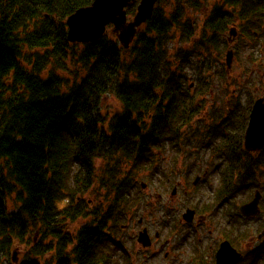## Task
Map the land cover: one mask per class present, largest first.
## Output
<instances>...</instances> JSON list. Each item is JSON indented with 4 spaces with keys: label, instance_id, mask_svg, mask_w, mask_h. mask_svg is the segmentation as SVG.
<instances>
[{
    "label": "trees",
    "instance_id": "trees-1",
    "mask_svg": "<svg viewBox=\"0 0 264 264\" xmlns=\"http://www.w3.org/2000/svg\"><path fill=\"white\" fill-rule=\"evenodd\" d=\"M93 1L0 0V254L7 264H14L18 248L23 252L18 264H39L44 239L60 237L73 221L85 223L82 244L101 239L105 219L96 216L101 202L87 213V201L80 199L91 188L100 198L113 196L111 212L121 203L139 205L133 194L140 190L139 179L133 173L120 177L121 165L140 167L151 142L160 139L157 131L153 139L152 129L139 139L140 119L166 109L182 125L197 109L195 99L181 96L190 78L183 64L187 55L171 45L198 33L200 42L220 47L230 23L212 0H177L169 9L164 8L169 0H159L129 50L108 33L94 43H70L66 19ZM236 3L241 19L250 18L247 35L256 39L252 30L262 23L264 0ZM209 5L198 32L188 8L199 12ZM136 8L137 0L127 9L129 17ZM108 94L119 104L109 114L102 106ZM173 135L177 141L179 132ZM102 172L105 177L98 176Z\"/></svg>",
    "mask_w": 264,
    "mask_h": 264
},
{
    "label": "flooded vegetation",
    "instance_id": "flooded-vegetation-1",
    "mask_svg": "<svg viewBox=\"0 0 264 264\" xmlns=\"http://www.w3.org/2000/svg\"><path fill=\"white\" fill-rule=\"evenodd\" d=\"M214 2L220 17L230 22L228 34L221 33L222 58L217 59L228 77L224 90L230 93L214 94L207 78H189L181 96L195 99L192 119L181 125L166 109L152 110L140 119L139 139L148 129L154 130V140L159 132L160 139L151 142V152L140 167L122 163L120 177L133 173L140 179L151 170L152 180L162 182L142 190L147 200L138 196L139 205L121 203L113 212L112 195L98 200L92 188L83 193L80 199L87 201V213L102 204L96 216L105 219L99 230L103 236L97 242L90 237V244L84 245L80 230L85 223L67 222L60 237L44 239L39 264H264V41L256 50L260 54L251 53L252 60L245 65L238 61L237 48L243 36L256 45L260 42L264 15L259 28L252 30L256 39H251L245 22L250 18L241 19L236 0ZM202 12L207 16L210 9L205 6ZM190 41L200 52H215L195 36ZM230 51L234 61L228 72ZM224 77L220 74L217 81ZM208 103L212 105L207 108ZM98 176L105 177L104 172ZM239 197L244 198L240 203Z\"/></svg>",
    "mask_w": 264,
    "mask_h": 264
},
{
    "label": "water",
    "instance_id": "water-1",
    "mask_svg": "<svg viewBox=\"0 0 264 264\" xmlns=\"http://www.w3.org/2000/svg\"><path fill=\"white\" fill-rule=\"evenodd\" d=\"M135 0H94L90 6L83 7L68 17L67 39L73 44H90L102 39L112 27L111 32L117 37L121 47L130 49L139 30L152 18L159 0H141L135 16L129 20L127 8ZM48 17V16H47ZM232 36H236L231 31ZM234 53H227L226 66L231 71ZM264 119V113H262ZM146 185L142 184L145 189ZM246 208L243 209V213ZM247 212V211H246ZM228 246V245H225ZM14 252L13 260L17 261Z\"/></svg>",
    "mask_w": 264,
    "mask_h": 264
},
{
    "label": "rangeland",
    "instance_id": "rangeland-1",
    "mask_svg": "<svg viewBox=\"0 0 264 264\" xmlns=\"http://www.w3.org/2000/svg\"><path fill=\"white\" fill-rule=\"evenodd\" d=\"M140 0H137V5L139 4ZM177 0H169L168 1V5L164 6V8L169 9V7L174 8L173 5H176ZM210 5L207 7L209 8ZM188 14L191 15L192 17H194V22L196 23V27L199 28L198 32H201L203 29V24H204V20L206 18L205 15H203L202 11L199 12H194L192 11V9H190V11L188 10ZM238 14V13H237ZM130 18H133L130 17ZM236 19L233 18L232 23L236 22ZM257 28L258 25L256 26ZM226 33L228 34V30L226 31ZM108 34L110 35V37H113V34L111 33V28L108 31ZM260 34L264 36V30H260ZM201 35H197L195 36V38H198L200 40ZM260 38V42H257V45L255 42H249L247 39H245V37H241L238 40L237 43V48H238V56H239V63L242 62L243 65L247 64L250 62V60H252V58H250V54L255 52L256 50L259 49L260 47V43H262V41H264V37H259ZM199 42V41H198ZM194 41H187V42H183V43H179V41L174 40V42L172 43V47L174 48V50H178V49H183L184 53L187 55V63L189 64L186 66L185 70L188 73L189 77H190V81H193L192 79H196L198 77H205L209 80V84L212 87L211 89H213V93L214 94H225V93H230V90H224V85L226 86V80L228 79L225 69H223L224 67L222 66V62L218 63L217 59L218 58H222V49H220L219 47H217V45L214 46H209V48L211 47L212 51L215 48V52H207L205 50H202L203 52H200V50H197L196 47H193L195 45ZM203 43V41H202ZM206 43V42H204ZM249 44V47L246 49L245 45ZM264 44V42L262 43ZM255 47V48H253ZM261 52V51H259ZM260 53H256L254 56L252 57H256L258 56ZM254 59V58H253ZM264 59V58H263ZM204 61L206 64L203 65L201 64V62ZM218 63V64H217ZM223 67V68H222ZM70 69L72 72H75V66L74 64L70 65ZM201 69V72H200ZM72 72H64L65 75L67 77H70L72 75ZM220 74H223L225 76V80L217 81V76H219ZM209 105H212V103H208L207 108ZM102 106H103V111L104 113H112L113 110L119 106L116 97H114L113 94H108L106 98L103 99L102 102ZM165 165V164H164ZM163 165V166H164ZM125 166V165H123ZM152 171L148 170L147 172H143L141 174V178L138 180L137 182V186H140L141 182H146L149 186L148 191L150 189H152L153 187H157L162 181L160 179H158V181L156 180H152L151 175H152ZM216 185V184H215ZM161 187V186H159ZM98 191H102L104 193L103 190H98ZM208 195L212 196L213 195V191L212 190H208L207 191ZM134 196L137 197L138 195H140V190L139 189H135L133 192ZM83 196V195H82ZM145 197V199L147 200V197L144 193L141 192V195ZM98 200L100 199V197L97 195ZM90 198V197H89ZM243 197H239L237 198L236 202L240 203L241 201H243ZM86 201V200H85ZM149 205H151V201H149ZM8 208L10 210H14L15 206L13 204V200H10V202H8ZM224 220V219H222ZM22 255V252L20 254V256ZM6 257L4 256V254H0V264H7L8 262L6 261Z\"/></svg>",
    "mask_w": 264,
    "mask_h": 264
}]
</instances>
